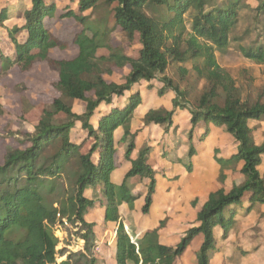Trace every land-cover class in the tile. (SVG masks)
I'll return each mask as SVG.
<instances>
[{
    "label": "trees",
    "instance_id": "obj_1",
    "mask_svg": "<svg viewBox=\"0 0 264 264\" xmlns=\"http://www.w3.org/2000/svg\"><path fill=\"white\" fill-rule=\"evenodd\" d=\"M99 1L111 7L115 25L128 40L137 36V56H128L120 47H113L108 42L111 29L106 25L94 27L89 24L88 17L82 15ZM213 1L77 0V10L66 8L61 16L74 18L83 28L73 39L78 49L76 56L49 63L57 74L54 87L59 97L42 111L34 130L27 133L28 145L8 149L0 163V264H97L95 223L85 220V214L97 201L105 207L104 222L117 224L116 264H173L196 236L201 239L195 251L196 263L211 264V259L219 252L217 233L226 238L237 212H249L255 205L264 204V178L259 170L264 140L256 143L249 125L251 120L264 121V102L242 99L235 79L219 66L214 54V48H225L238 22V10L244 5L240 7L239 0H229L223 7L205 10ZM20 6L23 23L8 29L14 51L10 55L0 51L2 72L14 66L27 71L35 63L47 61L49 49L58 45L44 23L45 18L54 17L55 3L30 0L29 7ZM248 8L256 14L264 13V0H257L255 7ZM187 12L190 31L185 23ZM8 17V11L2 9L0 25ZM22 31L26 32V38L20 41L17 35ZM102 48L107 53H99ZM242 53L264 64V46L243 47ZM170 55L178 61L200 60V64L194 66L195 72L207 84L193 108L188 103V91L163 75ZM127 66L129 70L122 82L108 79L116 69ZM158 79L164 83L162 89L173 91V107L185 108L190 114L186 154L189 157L195 154L192 130L196 124L200 121L206 126L213 124L224 129L236 143L234 153L216 158L221 174L229 167L235 170L240 165L238 170L244 177L228 191L223 187L211 191L196 213L198 224L186 229L175 246L159 241L158 230L163 221L133 240L119 213L123 202L133 207L138 197L133 188L143 179L147 180L141 206L143 214L149 212L153 201L156 172L150 161L152 148L144 145L131 158L135 133L130 130V120L141 101L139 93L131 88L142 80ZM127 93L122 108H113L96 126L90 122L101 104L110 105L113 98L124 97ZM71 100L83 101L84 111L74 112L68 102ZM173 114L174 109H149L143 123L171 126ZM76 123L86 132L85 139H92L86 151H82V143L70 139ZM119 127L123 130L120 141L125 145L124 157L131 168L117 184L111 181L110 173L114 168L113 134ZM203 131L199 140L209 130L205 127ZM186 169L191 171L192 166L188 163ZM97 186L98 194L87 198L85 190ZM67 224L75 229L74 234L83 241V246L77 252L66 254L65 249L58 247L59 237L55 230ZM61 257L65 259L57 261Z\"/></svg>",
    "mask_w": 264,
    "mask_h": 264
},
{
    "label": "rangeland",
    "instance_id": "obj_2",
    "mask_svg": "<svg viewBox=\"0 0 264 264\" xmlns=\"http://www.w3.org/2000/svg\"><path fill=\"white\" fill-rule=\"evenodd\" d=\"M7 1L9 0H0V11L11 7L5 5ZM49 1L55 3L54 17L45 18L44 23L51 36L58 42V45L49 49L48 60L35 63L27 71H21L14 66L7 72H2L0 68V163L8 149L22 148L28 145L26 142L27 133H31L34 130V126L40 119L42 111L49 108L52 101L59 97V92L54 87L57 74L49 66V63L57 60L71 59L78 52L73 39L83 27L74 18L61 16L65 13L66 8L77 10V0L73 2H70V0ZM228 1L214 0L211 5L206 6L205 10H210L212 7H223ZM239 1L241 3L240 7L244 6L238 10V22L232 29L225 48L223 50L214 48V54L219 66L227 70L235 79L242 99L252 103L255 101L264 102V64L256 63L252 59L246 58L242 53L243 47L250 45L264 46V13L256 14L248 8L255 7L257 0ZM28 3H30V0ZM14 10L13 15L10 16L12 12L9 13L8 19L0 25V51L3 55H10L14 51L8 38V29L14 25H20L23 21L16 10ZM82 15L87 16L89 24L94 27L100 28L102 25H106L111 29L108 35V42L113 47H120L128 56H137L139 49L137 36L133 40L127 39L121 28L115 25L111 7L99 1L95 7L87 9ZM189 17L187 12L185 14V23L187 29L190 31L191 22ZM25 38L26 32L18 33V40L22 41ZM183 48L184 46L182 45L181 49ZM98 52L107 53V50L102 48ZM168 60L169 64L163 75L170 78L181 89L188 91V103L193 108L197 104L204 86L207 84L204 78L198 76L195 72L194 66L199 65L200 60L188 59L178 61L171 55L168 57ZM128 70V66L116 69L113 76L108 79L122 82ZM181 71H188V73L182 74ZM163 86L164 83L158 79L150 82L142 80L131 88L133 92L139 93L141 99L142 95H144L143 101H140V104L137 106L138 108L135 109L130 120V130L136 134L135 138H139L138 143L140 144V148L148 145V140L150 139L154 141L157 138H160V141L170 138L176 139L175 135L180 134L181 127L186 125L188 113L186 110H181L178 111V117L172 121L171 126L159 125L154 126V129L149 128L144 130L142 115L149 105L163 106V104H166L167 108H169L168 110L174 109L175 111L177 109L173 107L175 95L170 88H166L169 91L167 95L163 96L160 94L159 89L163 88ZM120 98L122 99V97ZM120 98L117 100L119 101ZM68 102L71 104L74 112L82 113L84 111L85 103L83 101L71 100ZM115 103L119 108L124 106L120 107L119 103ZM106 107L103 106L102 110H105ZM96 114L91 118V123L93 124L96 121ZM249 125L252 128L254 141L261 143L264 140V121L251 120ZM187 131L188 129L186 130L187 143L183 144V155L185 154L186 164L188 161L192 166V170L187 171L184 168L183 170L187 174L184 184L189 189L188 193L182 197H176V195L169 197L170 200L165 205L158 202L160 204L159 207H162L160 214L162 218L152 227V229L158 227L160 222L163 221V226L158 230L159 241L161 243L172 242L171 244L174 246L184 235L185 230L195 225L194 213L200 199H203L214 188L223 187L228 191L233 184H240L244 179L242 173L237 168L234 170L229 167L222 172L223 175L221 174L216 158L228 157L233 151H236V143L233 137L226 133L224 129L219 128L213 133L208 131L207 135L202 137V140H199L198 138L201 135L203 136L204 131L201 134H197L198 132L193 128L192 143L196 151L190 157L186 154L189 145ZM148 132H150L148 136L141 134ZM182 135L184 136V134ZM85 138L86 132L80 129V123H76L71 131L70 139L74 143H82L81 149L82 151H86L90 147L92 139ZM134 143H136V139ZM158 153L156 152L155 154L154 151V155L157 157H159ZM174 167L172 171L180 177V168ZM261 167L264 175V162ZM170 175L172 178L176 177L172 172ZM173 186L176 191L179 190L181 184L175 183ZM139 189L144 190L141 186H139ZM136 192H138V189ZM134 201L132 206L134 205ZM140 221H144L143 216H141ZM109 225L105 229L106 232L102 224L95 227L96 235L103 236L106 234V240L113 242V236L110 233L113 227L112 224ZM74 231L75 229L69 224L55 230V234L59 237L58 247L59 249H65L66 254L82 249L83 241L74 234ZM216 236L219 252L213 256L211 264H264V205L255 207L249 212H245L244 210L237 212L235 223L229 229L227 237L223 238L220 232ZM200 242V237L196 236L183 256L173 264H197L195 251ZM63 259L65 258H57V261Z\"/></svg>",
    "mask_w": 264,
    "mask_h": 264
},
{
    "label": "crops",
    "instance_id": "obj_3",
    "mask_svg": "<svg viewBox=\"0 0 264 264\" xmlns=\"http://www.w3.org/2000/svg\"><path fill=\"white\" fill-rule=\"evenodd\" d=\"M28 1L29 0H11V1L9 0V1H7L8 4L6 3L5 5L11 6V7H8V9L6 8V10L8 11V13L12 12L10 14V16H11V15H13V10L15 9L17 14L20 16V18L23 19L21 16L22 7L20 5L26 4V6L29 7L30 3H28ZM11 8H13V10H11ZM22 23H23V21L21 22V24ZM21 33H25V31H22ZM159 92L163 96L167 95L169 93V91H167L166 89H162V88L159 89ZM128 94L129 93H127L124 97H122V99L120 97L113 98L112 104H110V105L101 104L95 110V113L92 116V117H94L96 112H97L95 124H93V123L92 124L94 126H96V124L98 123V120L103 115L109 113L113 108L118 107V105H115L116 104L115 102L119 103V106L122 107L124 105L126 96ZM118 98H120L119 101L117 100ZM143 99H144V95H142L141 101H143ZM103 106H105V107L107 106L105 110H102ZM159 107L169 109V108H167L166 104H163V106L149 105L147 107V109L145 110V112L143 113L142 118L144 117L145 113L149 109H154V108H159ZM181 110H186V112L188 113V119H187L186 125H183L181 127L180 134L178 133L175 135L176 139L170 138L167 140L164 139V140L160 141V138H157V139H155V141L152 139L148 140V145L152 148L151 154H150V161L152 163L153 169L156 172V174H155V177H156L155 192L153 194V201H152L149 213L145 214V215L141 213V206L143 205L144 196L146 194V184H147L146 179H143L141 182L136 183L134 188H133V193L138 195V197L134 201L133 207L130 208L129 205L127 203H124V202L119 206V213H120L121 220L123 221L126 230L129 232V234L131 235L133 240L140 238L144 232L151 230L152 227H154L155 224L160 220V218H162V216L160 215L161 214V208H162V207H159L160 204H162V205L168 204V201L170 200L169 197H171L173 195H176V197H182L188 193L189 189H187V187L184 184L187 174L183 170V168L186 169L185 166L188 164V161H187V164L185 161V154L183 155V152H184L183 144L187 143L186 130L190 129V122H189L190 115H189L188 110L184 109V108H182V109L177 108L174 111L172 121L175 120L176 117H178V111H181ZM90 122H91V119H90ZM142 124L144 126V130H147L149 128L154 129L155 128L154 126H159V125H155V124L145 125L143 122H142ZM205 127L208 128L210 133H213L214 131L219 129V127H216L213 124H209L208 126H206L203 121L198 122L196 124V126L194 127V129L196 130V132H198L197 134H201V132H203ZM141 134L142 135L146 134L148 136V134H150V132L141 133ZM182 134H184V136ZM122 135H123V130L121 127L117 128L113 134L114 145H115V154H114V168L110 173V179L112 182L117 183V184L122 182L125 174L131 168L130 162L128 160H126L124 157L125 145L120 141ZM164 137H166V136H164ZM177 138H179V139H177ZM135 139H136V143H134V149L131 153V158H134L137 154V151L140 149V144L138 143L139 138H134V140ZM156 148H158V149H156ZM235 149H236V145H235ZM154 151H155V154H156V152H159L158 153L159 157L154 155ZM234 152L235 151H233L232 153H234ZM263 162H264V156L262 158L261 165ZM261 165L259 166V170H260L261 175L264 178V175L261 171V168H262ZM174 166L180 168V172H179L180 177L177 176L174 171H172L173 168H175ZM238 168H240V165L237 167V169ZM171 172L174 175H176V177L172 178V176L170 175ZM133 180H134V178H133ZM175 183L181 184V187H179V190H176V191L174 190L175 187L173 186V184H175ZM139 186L143 187L144 190L139 189ZM137 189H138V192H136ZM215 189H217V188L210 190L209 193L211 191H214ZM209 193H207V195L205 197H203V199H200L199 204H197V208L195 209V213H194L195 225L198 224L195 220L196 219V213L201 208V206L204 204V202L207 200ZM97 194H98V186L95 188H87L85 190V196L87 198H93V196H95ZM262 205H264V204L255 205L253 207V209L255 207L257 208L258 206H262ZM104 212H105L104 205L101 204L99 201H97L95 207L92 208L89 212H87L85 214V220L88 222H94L95 227H98L99 225L102 224L105 232H106L105 229H107V227L110 226L109 224H112L113 228L111 229L110 233L113 236V240H114L113 242L106 240V234H104L103 236L96 235V237H97L96 257H97V262H99V264H116V262H115V242H116L115 234H116L117 224L114 222H110V221L104 222ZM141 216L144 217L143 222L140 221ZM95 232H96V229H95ZM197 237H200V236H197ZM171 243L163 242V244H165V245L174 246Z\"/></svg>",
    "mask_w": 264,
    "mask_h": 264
}]
</instances>
